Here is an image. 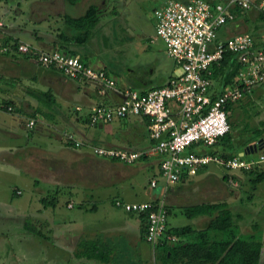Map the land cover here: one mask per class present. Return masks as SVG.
Masks as SVG:
<instances>
[{
    "label": "crops",
    "instance_id": "1",
    "mask_svg": "<svg viewBox=\"0 0 264 264\" xmlns=\"http://www.w3.org/2000/svg\"><path fill=\"white\" fill-rule=\"evenodd\" d=\"M3 1L6 2L7 6L9 5L7 0ZM166 1L160 0L158 2L159 8ZM260 1L256 0L257 5ZM66 3L82 9L83 13L78 16L72 14V16V12H70L72 9L67 10ZM81 3L82 0L61 1L57 14L61 16V19L56 21L62 22V26H58L55 33L53 27L49 30L48 28L40 29L38 33L35 31L40 28L42 22L48 21L47 17L53 15L50 13H45L43 18H30V24H26V27L23 25L15 26L19 21H15L14 25L9 24L6 20V22L4 21L5 18L0 17L4 23L2 27L0 26V156H9L10 159L7 162L16 166V170L19 172L16 176H23L25 179L31 180L30 188L34 190L32 194L38 195L37 199L41 203L37 212L41 214L42 210L46 212V209H52L53 214H48L46 218L40 221L43 223L40 224L42 231L48 233H43V238L51 245V248L58 247L54 246V241L59 239L58 242L65 247V250L61 249V253L65 257L74 258L77 261L75 264H160L157 258L158 249L153 250L152 246L143 238V222L140 215L131 213L132 221L126 220L125 217L120 218L119 222L114 220L112 225H121V227L112 229L113 226H109L104 228L105 231L103 229H89L87 226L77 225L75 221L80 218L85 219L83 216L85 211L95 213L102 207L112 209V211L114 207L124 210L115 205L116 199L132 203L155 202L164 194L160 187V181L156 188L151 186V181L156 179L157 173H160V158L158 156L143 157L134 164H125L110 158L99 157L93 153L95 146L142 150L152 144L149 137L148 121L143 117L115 119L94 125L88 120V115L93 106L117 104L122 100L121 91L125 88H138L130 83L119 84L116 81V90L109 92L108 95H100L98 87L93 83L68 78L56 69L44 66L35 58L24 56L15 50L11 49L13 53L1 51L3 47H15L14 40L18 41L17 44L26 42L43 51L63 49L69 54L80 55L86 63L95 68H104L115 78L106 64L97 63V58L87 51L86 46L92 41L94 30L90 39L82 44L60 39V35L71 40L79 34V31L66 23L65 19L67 17L78 18L83 15L88 7L84 8L83 6L81 8ZM1 8L0 11L3 13ZM234 10L236 11L235 20L220 29L223 33L227 32L228 36L224 38L219 36L221 39L239 33H250L255 37L264 34V17L258 8L253 7L247 11H242L239 8ZM32 12L34 16L36 11L33 9ZM254 12H258V15H255ZM113 14H116V10ZM154 23L156 25L155 17ZM48 24L53 25V23ZM32 30L36 34L40 33V37L32 36L33 34L29 32ZM56 33L58 35H55ZM153 41L154 39H152ZM176 73L179 74V70L172 59L168 78L161 83L157 82V85L148 81L137 84L140 87L138 90L146 91L164 86L172 76L177 75ZM44 93H49V95L45 96ZM9 106L13 108L12 111L8 110ZM77 107H81V110H77ZM237 110L235 108L234 113L231 111V118L238 117L239 111ZM31 120L35 123L32 128L27 125ZM263 124L260 122L259 125ZM67 134H73L77 140L82 142V145L76 147L73 142L66 139ZM254 134L255 132L252 131L250 138H248L251 139L250 143L240 148L237 155L245 152L249 145L258 144L261 147V143H263L261 148H264V139L262 141L264 132L262 137L256 141L253 138ZM236 139L238 141L234 140V142L241 141L239 137ZM248 151L250 152L245 153L246 155L256 157L255 151L252 149ZM3 163L6 164V162ZM209 165L217 166L215 164ZM209 165L206 168L203 167V169H207L204 175L210 172ZM142 167L152 168L156 174L150 181L152 188L150 192L145 193V188L139 187V191H143L144 196L136 198L133 192L137 191L134 184L131 183V178L136 172L135 170L138 171ZM1 168L8 170L4 166ZM222 169L225 171L224 168ZM186 179H182V182L185 183ZM127 180L130 181L132 191L128 190L125 185ZM15 189L14 194H22L20 188L16 187ZM172 193H167V197ZM52 194L54 195V204L42 202L43 198ZM177 194L170 196V201L167 202L171 206V215H173L174 206L182 209V206L171 203L173 196L180 198L179 191ZM93 196L99 199V203L93 201L95 199ZM167 197L165 200H168ZM61 200L63 202L65 200V204L62 206H66V209L78 208V212L75 211L70 214L65 209H61L62 206L59 207ZM112 211L108 213L112 214ZM181 213L183 214L182 210ZM191 220L195 221V227L200 228L198 221L202 222L204 219L200 217ZM203 222L205 224V220ZM74 226L81 227V229H75ZM168 226L170 228L178 227L171 226L169 223ZM69 228L71 230H68ZM36 230L38 229L36 228ZM58 230L66 235L57 233ZM89 239H102L114 250L108 263L75 255L79 243Z\"/></svg>",
    "mask_w": 264,
    "mask_h": 264
},
{
    "label": "built area",
    "instance_id": "2",
    "mask_svg": "<svg viewBox=\"0 0 264 264\" xmlns=\"http://www.w3.org/2000/svg\"><path fill=\"white\" fill-rule=\"evenodd\" d=\"M253 7L264 11V0L258 5L256 0H167L157 8L154 11L156 33L164 41L166 53L175 62L179 74L172 76L164 86L146 91L125 88L119 103L95 105L88 115L92 125L143 117L148 121L152 144L142 150L95 146L94 154L125 164L158 156L159 175L166 185L193 176L209 164H217L230 173L264 164V148L256 152V157L242 152L225 158L206 152L231 130L229 105L252 87L264 85V34L255 37L239 33L226 39L217 36L224 25L235 20V8L247 11ZM11 49L35 58L68 78L95 84L100 95L117 89L113 76L104 68L89 65L80 55L60 49L43 51L26 42L3 47L1 51ZM227 53L234 54L240 69L232 83L219 85L214 79V70ZM8 110L13 108L9 106ZM34 124L33 120L27 123L30 128ZM66 139L76 147L82 145L73 134H67ZM158 185V179L151 181L153 188ZM164 195L155 202L115 200V205L126 212L146 213L145 239L153 250L163 241L173 245L178 239L166 234L169 214Z\"/></svg>",
    "mask_w": 264,
    "mask_h": 264
},
{
    "label": "rangeland",
    "instance_id": "3",
    "mask_svg": "<svg viewBox=\"0 0 264 264\" xmlns=\"http://www.w3.org/2000/svg\"><path fill=\"white\" fill-rule=\"evenodd\" d=\"M7 1L9 2L8 6L5 4L6 2L0 0V6L2 7L0 8L4 13L3 15L0 11V17L5 18L4 21L6 20L9 24L14 25L19 21L15 26L23 25L26 27V24H30V18H43L45 13H50L53 15L47 17L48 21L42 22L40 28L35 30L36 33L40 29L48 28L49 30L52 27L55 33L57 27L62 26V22L56 21L61 17L57 14L62 0ZM158 2L160 0H82L81 8L96 4L104 14H102L100 22L95 27L97 30L93 29V39L86 46L87 51L97 58V63L108 66L119 84L130 83L139 89L140 87L137 84L148 81L157 85V82L161 83L170 74L172 58L166 53L164 41L157 36L154 23V11L159 8ZM33 9L36 11L34 16L32 15ZM66 9H72L70 11L72 12L71 15L75 16L83 13L82 9L70 6L69 3H66ZM115 10L116 14L114 15ZM254 13L258 15V12ZM0 22L3 26V21L0 20ZM48 23H53V25L51 26ZM29 32L33 34L32 36L40 37V33L36 34L34 30ZM217 36L224 38L228 34L220 30ZM152 39H154L153 42ZM246 92L232 104L233 108H237V111H239L238 117L234 116L233 118L235 124L233 133L236 135L235 138L239 136L240 140L250 138L252 131L263 128L262 125H259L260 122L264 123V85H256ZM262 136L254 134L253 138L256 141L262 137L263 141L264 135ZM262 146L263 143H261ZM261 147L256 152L261 150ZM207 149H211V147ZM8 157V155L0 156V264L77 263L74 258L65 257L61 253V249L65 250V247L58 242L59 239L54 241V246L58 247L51 248V245L44 240L45 238L34 235L29 229L37 228L45 233L42 231L40 224L43 223H40V221L46 218L48 214L52 215V209L48 208L46 212L42 210L41 214L37 212L41 203L37 199L38 195L32 194L34 190L30 188L31 180L28 178L26 180L23 176H16L17 173L19 174L16 170L17 167L7 162L10 159ZM3 162H6V164ZM3 166L8 170L1 168ZM208 169L210 172L206 175L204 174L207 169L201 168L198 174L189 176L185 183L180 180L169 185H166L157 173L156 179L160 181V187L164 194L166 191L165 198L167 193L173 192L168 195V200H165L167 207H171L168 205L170 196L177 194L178 191L180 198L177 197L178 194L175 198L173 196L171 203H176L182 207L203 202H227L234 215L235 224L238 226L235 232L246 237L250 235L261 237L264 234V164L257 169L256 173L258 175H255L256 173L247 175L244 172L236 171L231 174L229 171L225 172L219 165H209ZM135 171L131 183L134 184L137 191L133 192L136 195L135 197L139 198L144 196V192H150L152 189L150 181L156 171L148 167H142ZM226 175H235V179L231 177L226 180ZM260 175L262 178H258ZM125 185L128 190H133V188L130 189V181L127 180ZM16 187L21 189V195L13 193ZM139 187H144V192L139 191ZM52 195L49 196L51 200ZM93 197L95 198L93 201L98 202L99 199ZM64 204L65 200L64 202L61 200L59 207ZM61 209H65L70 214L79 210L78 208L66 209V206H62ZM181 210V207L174 206L173 215H168V223L171 226L178 227L188 224L194 226L195 221L187 218L181 213ZM111 211L112 209L106 207L100 208L95 213L85 211V214H83L85 219L80 218L75 221L77 225L87 226L93 230L103 229V231H105V227L109 226H113L112 229L116 227L119 229L121 225L112 224H114V220L119 222L122 217L132 221L129 212L115 207L112 214H110ZM201 218L205 220V217ZM204 220L202 222L198 221L200 228H203ZM255 226L257 227L256 230L254 229ZM74 228L81 229L77 226H74ZM68 230H71V228ZM57 233L64 232L58 230ZM210 234L211 236L216 235L214 231H211ZM64 235L66 234L64 233ZM191 239L192 237H189V240ZM144 249H146L145 246ZM159 250L157 258L161 254V249ZM261 264H264V247Z\"/></svg>",
    "mask_w": 264,
    "mask_h": 264
},
{
    "label": "trees",
    "instance_id": "4",
    "mask_svg": "<svg viewBox=\"0 0 264 264\" xmlns=\"http://www.w3.org/2000/svg\"><path fill=\"white\" fill-rule=\"evenodd\" d=\"M264 17V11H260ZM102 11L96 4H91L85 10L84 14L78 18L67 17L66 23L79 31L73 39H69L64 35H60V39L73 43H85L90 37L93 29L100 22ZM15 46L17 40L13 41ZM63 51V49H60ZM65 52V51H64ZM66 53H68L66 51ZM240 64L236 61L234 54L227 53L224 60L214 70V79L216 84H230L234 81ZM247 93V92H245ZM244 93V94H245ZM49 95V93H44ZM232 105H229L228 110L234 113ZM229 114V122L231 130L223 138L207 149V153L218 154L225 158H230L237 155V151L248 145L251 139H243L240 142H234L239 136L235 138V124L233 118ZM263 128L254 131L255 134L261 136L264 132ZM221 141V142H220ZM220 143L219 145H217ZM221 148V149H220ZM261 165L251 169L244 170L247 175H253ZM227 171V170H225ZM255 175H258L257 173ZM235 179V175H226V180L230 178ZM187 177H185L186 179ZM258 178H262L260 175ZM256 181V180H255ZM45 204H54V195L52 200L43 198ZM54 206V205H53ZM168 214H170V207H167ZM183 214L189 219L205 217V224L203 228H197L193 225H185L181 227H173L166 231V234L175 235L178 239L175 244L168 245L166 242L159 244L156 249L158 252L161 249V254L158 257L160 264H261L263 254V235L256 237L255 235L244 236L237 234L235 230L238 226L235 224L234 215L230 210L227 202L215 203H199L195 205H185L182 207ZM140 215L143 222L144 240L146 232V213ZM256 226L254 229L256 230ZM34 235L41 238L43 233L35 228H29ZM214 231L216 235L211 236L210 232ZM189 237H192L189 240ZM147 242V241H146ZM114 250L110 248L109 244L102 239L97 240H82L75 253L77 257H85L87 259H96L102 263H108L112 258Z\"/></svg>",
    "mask_w": 264,
    "mask_h": 264
},
{
    "label": "water",
    "instance_id": "5",
    "mask_svg": "<svg viewBox=\"0 0 264 264\" xmlns=\"http://www.w3.org/2000/svg\"><path fill=\"white\" fill-rule=\"evenodd\" d=\"M177 75H178V73H176ZM260 147H259V145L258 144H254V145H249V147L245 150V152H243V153H248V152H250V151H248L249 149H252V151H257L258 149H259Z\"/></svg>",
    "mask_w": 264,
    "mask_h": 264
}]
</instances>
